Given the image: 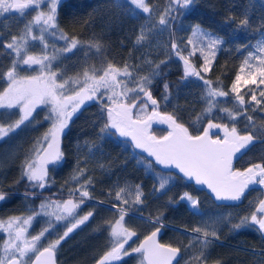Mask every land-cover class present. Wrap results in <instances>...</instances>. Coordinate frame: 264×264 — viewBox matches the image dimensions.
I'll return each mask as SVG.
<instances>
[{"label":"trees","instance_id":"1","mask_svg":"<svg viewBox=\"0 0 264 264\" xmlns=\"http://www.w3.org/2000/svg\"><path fill=\"white\" fill-rule=\"evenodd\" d=\"M123 2L126 4L127 0ZM147 2L152 8L151 13L116 9L112 0H61L57 6L58 29L68 37L75 36L80 45L71 52L58 51L52 71L69 79V88H78L79 85L72 84V79L82 78L85 70L91 74L92 69L102 70L108 63L120 69L128 65L132 76L126 82L129 88H133L141 77H152L158 70L159 75L152 79L150 90L158 100V109L162 113L173 115L190 131L205 127L208 119L227 124L229 128L235 124L241 135L251 131L256 139L240 156L235 168L243 170L251 163H264V97L260 96L264 85L258 88L241 83L240 94L245 100L243 108L236 103L235 94L230 91L235 76L241 73L243 60L264 40V0H195L193 6L183 10L167 27L159 24V18L168 8L170 0ZM47 10L48 5L43 11ZM34 15L35 12L29 11L23 16L11 15L7 21L2 18L0 69L6 71L14 58L5 45L12 36L19 37L24 33L25 24ZM243 19L248 20L247 26H240ZM196 25L226 41L217 51L207 73L201 70L203 55L200 50L189 56L193 46L187 42L196 38L192 35ZM141 29L145 39L137 44ZM39 31L37 26H33V35H39ZM45 38L49 53L53 49H62L66 44L58 35L53 37L45 33ZM173 42L179 46L180 55L188 57L205 79L213 81L214 86L219 81L230 95L213 99L207 96L199 78H184L183 61L171 48ZM92 44H99L100 51L90 47ZM43 51L39 41L29 40V54L41 55ZM26 74L36 72L21 71V75ZM5 86V81L0 79V91ZM249 89L255 92L260 104L251 101L252 91ZM165 93L167 100L164 99ZM210 101L214 107L211 113H207ZM224 108L235 115V120L221 110ZM16 112L17 109L10 112L0 110V121L18 119V115H14ZM47 114L40 107L33 115L37 123L21 126L0 140V193L5 194V200L0 201V220L33 215L44 201L60 203L63 199L80 196L78 189L87 190L92 203L75 215L83 217L92 212L93 216L57 247L58 264H97L110 250V226L119 218L120 207L127 212L125 226L137 233L135 247L155 230L146 223L147 218L160 216L164 229L162 242L180 248L183 257L179 264H264V235L258 227L251 224L240 229L233 227L255 211L264 198L262 189H249L239 202L218 204L207 192L183 179L182 175L150 164L151 158L138 152L132 142L116 136H101L99 128L105 117L101 114L99 101L84 105L72 117L63 135L65 163L56 168L48 166L47 187L43 190L33 188L28 181L21 179L22 165L26 158H34L35 142L52 126V122L45 119ZM248 116L252 117L251 121L247 120ZM152 133L159 137L166 135L167 131L158 126L152 127ZM162 180L168 181L165 189L156 191ZM138 191L142 192L139 203ZM117 192H120L122 200L116 199ZM186 192L199 201L198 208L203 215L194 214L188 202L180 200ZM124 200L128 203L124 204ZM49 220L54 227L45 233L46 237L39 247L41 251L62 236L66 230L64 225L69 223L63 221L56 224L52 217L36 215L32 235L48 227ZM196 227L202 229L201 233L192 231ZM205 230H215L218 238L209 236L212 242L203 249L204 255L201 256V242L197 237L202 236ZM5 237L0 231V245ZM32 260L27 264H31ZM139 261V254L132 253L115 264H139Z\"/></svg>","mask_w":264,"mask_h":264},{"label":"snow or ice","instance_id":"2","mask_svg":"<svg viewBox=\"0 0 264 264\" xmlns=\"http://www.w3.org/2000/svg\"><path fill=\"white\" fill-rule=\"evenodd\" d=\"M44 2L45 0H0V16L11 13L23 16L27 10L35 9L33 18L25 24L24 33L19 37L12 36L11 41L5 45L6 49L11 50L9 54L14 58L6 71L0 69V79H3L6 84L0 91V109L6 110V112L17 109L14 115H18L19 118L12 122L0 121V140L9 136L10 133L16 132L21 126L26 127L29 124L37 123L33 114L41 106L48 113L45 119L52 122L51 128L35 142L34 158H26L22 165L21 179L28 181L33 188L43 190L47 186L48 165L51 164L53 168H56L65 163L59 143L65 129L69 127L73 115L86 101H99L101 114L105 117L99 128L101 136L130 137L136 149H142L148 157L154 158L149 160L150 164L163 166L165 169L178 170L176 175L182 174L183 179L198 186H205L211 194H214L217 201H240L250 186H264V163H251L243 170L233 166L234 158L239 159L237 154L244 155L247 146L256 139L253 132L246 131L241 135L235 124L229 128L227 124L215 123L212 119L207 120L205 127L190 131L189 127L177 122L173 115L161 114L156 110L158 101L153 97L150 86L154 76L159 75L158 70L153 73L152 77H141L135 87L128 88L126 80L132 76L128 70L129 66L125 65L123 69H120L108 63L107 67L102 70L92 69L91 74L85 70L82 78L72 79V84L79 85V87L69 88V79L52 71V65L58 59V51L71 52L80 45V41L75 36L68 37L58 29L57 6L61 0H49L47 11L41 10V5ZM194 3L195 0H170L168 8L160 15L159 24L165 27L173 24L180 13L189 9ZM112 6L120 10L126 9L132 13H135L136 10L143 13L152 12L147 0H127L126 4L123 0H112ZM247 24L248 20L243 19L240 26H247ZM33 26H39V35L32 34ZM45 33L53 37L58 35L60 40L66 41L65 46L60 50L53 49L49 53L47 51L49 44ZM192 35L199 38L200 41L207 40V44L199 49L203 55L201 70L207 73L211 70V64L215 60L217 51L226 41L220 36H213L205 32L199 25L192 29ZM144 39L145 33L141 29L136 43L139 44ZM29 40L39 41L43 45L44 51L41 55L29 54ZM187 43L193 46L189 56L195 55L197 47L193 44V40L189 39ZM90 47L95 48L97 52L100 51L99 44H92ZM204 47L210 54L204 53ZM171 48L176 56L183 61L184 78L189 76L199 78L206 88L207 96L213 99L230 95L228 91L223 90L219 81L214 86L213 81L205 79L201 75V71L196 70L188 57L181 56L180 48L175 42L171 44ZM22 52L23 55H21ZM252 61L259 63L254 65L251 63ZM33 66H38V68L33 69ZM246 66L248 67L247 77L237 74L230 89L231 93L235 94L236 103L242 108L245 100L244 96L240 94L241 82L243 81L245 86L256 85L258 88L260 85H264V42L258 44L256 51L248 53L240 67V72H244ZM157 69H159V65H157ZM21 71L29 73L35 71L36 74L21 75ZM119 77H124L125 80H121ZM257 77H259V81ZM167 87L165 85L166 89ZM249 91H252L251 101L260 104L261 101L257 100L255 92L252 89ZM260 96L264 97V90L260 91ZM164 99L167 100V93H165ZM150 106L152 111L149 113ZM213 107L214 105L210 101L206 112L211 113ZM134 110L136 111L134 112ZM221 110L235 120V115L229 109ZM247 120L251 121L252 117L248 116ZM152 121L167 124L170 130L166 135L159 137L151 134L149 128ZM214 129H222L223 137L214 134ZM88 183H90V179ZM167 183V180L159 182L156 191L165 189ZM139 187L137 185L138 190ZM77 191L80 192L79 203H83V198L89 197V193L87 190L78 189ZM141 195L142 192L138 191V203ZM116 199H123L120 192L116 193ZM4 200L5 194L0 193V201ZM180 200L188 202L194 214L203 215L198 208L199 201L191 194L184 193L180 196ZM79 203H74L72 199L62 204L44 201L40 204L39 211L34 212L33 215L0 220V231L6 234V238L0 245V264H27L25 258L31 259L30 253H35L32 264H55V252L61 241L93 216V213L89 212L83 217H77L75 213L79 208ZM123 203L127 204L128 201L124 200ZM36 215L54 217L56 222L72 217V220L64 225L66 230L63 235L49 243L42 251L38 250L37 245L54 225L49 220L48 227L29 238L28 228L31 227ZM118 215L119 218L110 226L112 241L110 250L100 258L97 264H113L132 253L139 254V264H173V261H177L179 264L177 257L180 254V248L157 242V236L163 227L160 216L154 219L147 218L146 223L152 225L155 230L146 235L138 246H129V250L125 248V245L137 233L125 226L127 212L123 207L119 208ZM249 224L258 226V230L264 232V199L259 201L250 217H243L233 227L240 229ZM192 231L201 233L202 229L196 227ZM209 236L217 237L216 231L205 230L202 236L197 237L201 242V256L204 255L203 249L212 242ZM204 259L206 260L207 257L204 256Z\"/></svg>","mask_w":264,"mask_h":264},{"label":"water","instance_id":"3","mask_svg":"<svg viewBox=\"0 0 264 264\" xmlns=\"http://www.w3.org/2000/svg\"><path fill=\"white\" fill-rule=\"evenodd\" d=\"M158 101V100H157ZM160 112V111H159ZM161 113V112H160ZM161 114H164V113H161ZM158 126H160L161 128H163V129H165V130H167V131H169L170 130V128H169V125H167V124H164V123H160V122H158V121H152L151 122V127H158ZM149 132H150V128H149ZM213 133L214 134H220L222 137H223V130L222 129H214L213 130ZM152 134V133H151ZM121 140H127V141H130V142H132L133 144H134V142L133 141H131V138L130 137H128V138H123V137H119ZM214 138H215V135H214ZM63 144H64V137L62 136L61 137V139H60V143H59V147H60V149H61V151L63 152ZM249 146H247V148H248ZM136 149V148H135ZM138 152H140V153H142V154H144V155H146L147 157H148V155H147V153L146 152H144L142 149H136ZM242 152H245V150H242ZM237 156L240 158V156H241V154L240 153H238L237 154ZM150 158V157H149ZM151 159H154V158H151ZM238 161V159H235L234 158V160H233V166H234V168H235V164H236V162ZM49 165H51V164H49ZM159 166V165H158ZM159 167H161V168H163V166H159ZM163 169H165V168H163ZM168 170H172V171H175V172H177L178 170H175V169H168ZM180 175H182V174H180ZM190 183H192V182H190ZM192 184H194V183H192ZM195 185V184H194ZM199 190H202V191H205V192H207L208 193V195L209 196H211L218 204H231V203H236V202H239V201H217L215 198H214V194H211V192H210V190H207L206 189V187L205 186H198V185H195ZM257 187H260V185H252V186H250L249 187V189H252V188H257ZM248 189V190H249ZM248 190H246L245 191V193L248 191ZM163 235H164V229L163 228H161V231H160V233L158 234V236H157V242L158 243H161V244H164L163 242H162V237H163ZM182 257H183V254H182V252H181V250H180V254H179V256L177 257V260L180 262L181 260H182ZM35 258V257H34ZM55 264H58V261H57V255H56V252H55ZM34 260V259H33ZM31 264H32V262H31ZM173 264H177V261H173Z\"/></svg>","mask_w":264,"mask_h":264},{"label":"rangeland","instance_id":"4","mask_svg":"<svg viewBox=\"0 0 264 264\" xmlns=\"http://www.w3.org/2000/svg\"><path fill=\"white\" fill-rule=\"evenodd\" d=\"M48 3H49V0H45L44 4L41 5V7H42L41 10H43V7H46L45 5H48ZM37 27L39 28V26H37ZM261 42H264V40H262ZM261 42H260V43H261ZM260 43H259V44H260ZM193 44H195L196 47H197V50H199L203 45H206V44H207V40L200 41L199 38L196 37V38H194V40H193ZM257 46H258V44H257ZM257 46H256V48H257ZM256 48L254 49V51H256ZM204 51H205L207 54H210V53H208V49H207L206 47H204ZM254 51H252V52H254ZM251 63L255 65V64H258L259 62H258V61H252ZM33 67H38V66H33ZM240 75L243 76V77H245V78L247 77V75H248V67H247V66L245 67L244 72H241ZM119 79H121V80H125L124 77H119ZM242 82H243V81H242ZM242 82H241V83H242ZM128 88H129V87H128ZM130 95H131V94H130ZM91 102H94V101H86L84 105H86V104H88V103H91ZM148 103L150 104V102H148ZM84 105H83V106H84ZM83 106H82V107H83ZM41 107H43V106H41ZM82 107H81V108H82ZM81 108H80V109H81ZM38 109H39V108H37V110H38ZM0 110H2V109H0ZM37 110H36V111H37ZM156 110H157V111H160L158 108H157ZM135 111H136V110H134V112H135ZM151 111H152V107L150 106L149 109H148V112L150 113ZM78 112H79V111H78ZM78 112H76V113H78ZM160 112H161V111H160ZM76 113H75V114H76ZM161 113H162V112H161ZM75 114H74V115H75ZM33 115H34V114H33ZM74 115H73V116H74ZM69 124H70V123H69ZM164 130H165V129H164ZM65 131H66V129H65ZM166 131H167V130H166ZM150 133H152V127H150ZM152 134H153V133H152ZM219 136H221V135L219 134ZM221 137H222V136H221ZM249 146H250V145H249ZM47 184H48V183H47ZM46 187H47V186H46ZM46 187H45V188H46ZM47 196H50V195H47ZM132 196H133L132 199H134V198H135V195L132 194ZM72 199H73V198H72ZM140 199H142V196L140 197ZM63 203H64V202H63ZM61 204H62V203H61ZM53 218H54V217H52V219H53ZM54 221H55V220H54ZM63 221H64V220H63ZM34 222H35V221L33 220V221H32V224H31V227L28 228V233H27V235H28L29 238H30L31 236H34V235H32V233H31V229H32V227H33ZM55 222H56V221H55ZM59 223H61V221L56 222V224H59ZM4 234H5V233H4ZM5 235H6V234H5ZM45 237H46V234L44 235V237L41 238L40 242L38 243V245H37L38 250H39V247L42 245V242L44 241ZM5 238H6V237H5ZM136 240H137V239H136V236L133 237L132 240H130V241L128 242V244L125 245V248H126V249H129V246H131V247H135L134 245L136 244ZM34 256H35V253H30V254H29V257H31V259H29L28 257H26L25 259H26V261L28 262L29 260H32ZM126 257H128V256H126ZM126 257H125V258H126Z\"/></svg>","mask_w":264,"mask_h":264},{"label":"flooded vegetation","instance_id":"5","mask_svg":"<svg viewBox=\"0 0 264 264\" xmlns=\"http://www.w3.org/2000/svg\"><path fill=\"white\" fill-rule=\"evenodd\" d=\"M46 6V5H45ZM42 8V7H41ZM43 9H44V7H43ZM29 11H31V12H35V9H32V10H27L26 12H29ZM15 14H18V13H11V14H6L5 16H0V26H2V24H3V21H2V18L3 17H5L6 19V21L7 20H9V18H10V16L11 15H15ZM18 15H20V14H18ZM4 20V21H5ZM49 167L50 166H52V165H48ZM257 188H260V189H262L263 190V192H264V186H260V187H257ZM73 198V199H72ZM72 198H66V199H63L62 200V202H60V203H63V202H65V201H67V200H69V199H72L73 200V202L74 203H79V201H80V196H78V197H72ZM264 199V198H263ZM92 203V200L90 199V197H85V198H83V203H79V208L78 209H76V213H77V211H79V210H82V209H84V208H86V207H88V206H90V204ZM75 213V214H76ZM259 215V214H258ZM72 219V217H69L68 218V220H64L65 222H70V220ZM63 222V220L61 221V223ZM258 227V226H257ZM263 233V235H264V232H262ZM65 240V239H64ZM64 240H62L61 241V243L64 241ZM60 243V244H61ZM57 255V254H56ZM125 258V257H124ZM123 258V259H124ZM34 259V258H33ZM122 259V260H123ZM121 260V261H122ZM33 261V260H32ZM118 262H120V261H117V262H113V264H115V263H118Z\"/></svg>","mask_w":264,"mask_h":264}]
</instances>
